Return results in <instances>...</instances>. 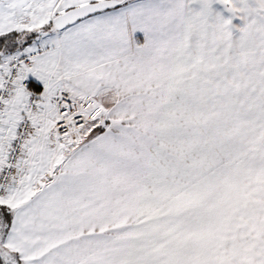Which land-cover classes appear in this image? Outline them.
<instances>
[{"label": "snow or ice", "instance_id": "1", "mask_svg": "<svg viewBox=\"0 0 264 264\" xmlns=\"http://www.w3.org/2000/svg\"><path fill=\"white\" fill-rule=\"evenodd\" d=\"M0 264H264V0H0Z\"/></svg>", "mask_w": 264, "mask_h": 264}]
</instances>
